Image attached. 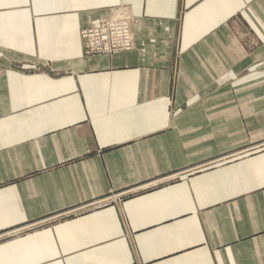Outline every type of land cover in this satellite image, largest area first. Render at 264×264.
Returning <instances> with one entry per match:
<instances>
[{
    "label": "crops",
    "instance_id": "obj_1",
    "mask_svg": "<svg viewBox=\"0 0 264 264\" xmlns=\"http://www.w3.org/2000/svg\"><path fill=\"white\" fill-rule=\"evenodd\" d=\"M117 11L135 50L85 55ZM0 235V264H264V0H0Z\"/></svg>",
    "mask_w": 264,
    "mask_h": 264
},
{
    "label": "built area",
    "instance_id": "obj_2",
    "mask_svg": "<svg viewBox=\"0 0 264 264\" xmlns=\"http://www.w3.org/2000/svg\"><path fill=\"white\" fill-rule=\"evenodd\" d=\"M117 12L112 13L97 28L82 31L81 38L86 55H113L134 50L129 29L130 20L122 11Z\"/></svg>",
    "mask_w": 264,
    "mask_h": 264
},
{
    "label": "rangeland",
    "instance_id": "obj_3",
    "mask_svg": "<svg viewBox=\"0 0 264 264\" xmlns=\"http://www.w3.org/2000/svg\"><path fill=\"white\" fill-rule=\"evenodd\" d=\"M104 22V21H103ZM102 22V23H103ZM101 23V24H102ZM131 22L129 21V29H130V32H131ZM100 26V25H99ZM94 28H97V27H94ZM82 33V32H81ZM132 36V34H131ZM82 39V38H81ZM133 39V38H132ZM82 45H83V42H82ZM134 50H135V45H134ZM84 51V50H83ZM133 51V50H131ZM131 51H126V52H121V53H127V52H131ZM85 54V52H84ZM117 54H120V53H117ZM86 55V54H85ZM113 55H116V54H113ZM89 56V55H87ZM93 56H112V55H93ZM155 185V183L153 184ZM151 186V185H150ZM129 191H123V192H120V193H110L109 195L101 198V199H97L95 201H91L90 203H86L85 205H82L81 207H79L78 209H89V208H102V207H105V206H109V205H115L119 202H121L123 199V197H127L129 195ZM132 194V193H131ZM130 194V195H131ZM66 217V214H63V215H59L58 217H56L55 219H47L45 221H41V222H38V223H34L32 224L31 227L29 228H26L25 230L24 229H19V230H12V231H9V234H5L6 236H17V235H20L24 232H28L30 231L31 229H33L34 227H40V226H45V225H49L51 224L52 222L55 221H59L61 219H64ZM4 235V236H5ZM2 235H0V240L3 239Z\"/></svg>",
    "mask_w": 264,
    "mask_h": 264
},
{
    "label": "bare ground",
    "instance_id": "obj_4",
    "mask_svg": "<svg viewBox=\"0 0 264 264\" xmlns=\"http://www.w3.org/2000/svg\"><path fill=\"white\" fill-rule=\"evenodd\" d=\"M117 13H119V12H117Z\"/></svg>",
    "mask_w": 264,
    "mask_h": 264
}]
</instances>
